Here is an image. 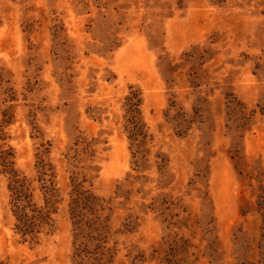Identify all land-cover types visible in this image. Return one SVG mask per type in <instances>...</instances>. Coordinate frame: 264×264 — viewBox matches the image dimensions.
Segmentation results:
<instances>
[{
    "label": "rangeland",
    "instance_id": "374dc122",
    "mask_svg": "<svg viewBox=\"0 0 264 264\" xmlns=\"http://www.w3.org/2000/svg\"><path fill=\"white\" fill-rule=\"evenodd\" d=\"M0 264H264V0H0Z\"/></svg>",
    "mask_w": 264,
    "mask_h": 264
},
{
    "label": "trees",
    "instance_id": "16d2710c",
    "mask_svg": "<svg viewBox=\"0 0 264 264\" xmlns=\"http://www.w3.org/2000/svg\"><path fill=\"white\" fill-rule=\"evenodd\" d=\"M36 218L37 216L36 217L34 215L30 216L25 211V207H23V209H21L18 214V224H17L18 231L23 235L32 234L36 227V222H35Z\"/></svg>",
    "mask_w": 264,
    "mask_h": 264
}]
</instances>
